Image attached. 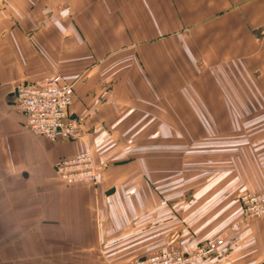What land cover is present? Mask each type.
<instances>
[{"label": "crops", "instance_id": "1", "mask_svg": "<svg viewBox=\"0 0 264 264\" xmlns=\"http://www.w3.org/2000/svg\"><path fill=\"white\" fill-rule=\"evenodd\" d=\"M56 73L86 119L78 140L35 134L16 104L17 85ZM211 135L219 187L193 192L187 213L220 199L229 220L179 243L178 193L163 183L179 140L208 154ZM87 148L97 183L68 184L56 162ZM262 189L264 0H0V264H125L192 247L241 213L239 193ZM225 236L191 264H264V218Z\"/></svg>", "mask_w": 264, "mask_h": 264}, {"label": "built area", "instance_id": "2", "mask_svg": "<svg viewBox=\"0 0 264 264\" xmlns=\"http://www.w3.org/2000/svg\"><path fill=\"white\" fill-rule=\"evenodd\" d=\"M64 81L63 76L56 73L35 82L20 83L15 88L16 104L27 116V127L52 141L78 140L82 138L85 128V116L70 113L73 95L70 86ZM55 166L61 179L68 184L95 185L101 169L88 148L74 156L59 159ZM239 199L242 213L233 227L239 228L252 219L264 218V189L243 192ZM225 241V234H219L206 239L194 252L163 250L125 264H189L198 258L215 254Z\"/></svg>", "mask_w": 264, "mask_h": 264}, {"label": "rangeland", "instance_id": "3", "mask_svg": "<svg viewBox=\"0 0 264 264\" xmlns=\"http://www.w3.org/2000/svg\"><path fill=\"white\" fill-rule=\"evenodd\" d=\"M64 80H65L64 82L66 83V85H69L72 90L73 82L67 80L66 78H64ZM210 123L214 127L217 126L216 120H210ZM189 137L190 136H188V138ZM217 138H218L217 135L210 136V146H209L210 152L208 154L207 153L203 154L201 152L202 146L200 145V142L198 139L194 140L195 143L193 145H189V144L186 145L185 139L179 138L180 139L178 143L179 144L178 145L179 159H178V164H177L178 165L177 170L176 172H172V175H174V177H172L171 185L163 183V186H166L165 188H168L167 190H171V192L178 193L179 204H178L177 226H178V234H179V243H181V239H180L181 237H185L186 235H188L187 229L188 230H193V229L198 230L199 233H197L198 234L197 238L200 239L202 236L206 237L208 235L214 234L220 225L223 226V224L227 223L229 220L228 215H222L218 213L217 209L220 208V205H219L221 203L220 199L211 200V202L214 201L215 203H217L216 205L210 204L203 208V209L213 210L212 212H210L209 215H203L201 214V212L199 213L200 210L192 214L187 213L191 210V207H193L195 204L201 201L197 199H191V194H193V192L207 190V189L217 190L219 187L218 183L209 184L208 182L209 179H212V177L218 176V172H217L218 171V166H217L218 157H217V144H216ZM185 145L188 146V149H189L188 152H187V148ZM203 155H205L204 159H203ZM207 157H209L208 158L209 160L207 159ZM208 161L211 163L208 164ZM162 189L164 188L162 187ZM246 191H251V190H244L243 192H246ZM252 192H256V191H252ZM241 193H239V197ZM191 202H194L195 204L193 205ZM203 211L205 212L207 210H203ZM215 211H217L215 214H211ZM241 213H242V210H241ZM241 213L238 216H235L234 218L230 219L231 223L227 226L225 230L220 231L219 234H224V233L227 234V232L237 231L238 229H240L241 227L239 228L233 227V224L238 221ZM258 219H262V218H258ZM253 220L255 219H252L251 221H249L248 224L250 222H253ZM184 232H186V235L181 236V234ZM191 233H193V231ZM219 234H216L215 236ZM191 235H194V234H189L188 237H190ZM215 236H212V237H215ZM212 237H209V238H212ZM205 241L206 239L202 241H198L192 247L191 246L184 247V245L183 246L181 245L180 247L170 248V249L171 250L180 249L184 252H194L196 251L197 247ZM213 257H214V254H212L208 258H198L196 260H193L191 263L197 262V261H209L210 262V260H212Z\"/></svg>", "mask_w": 264, "mask_h": 264}]
</instances>
